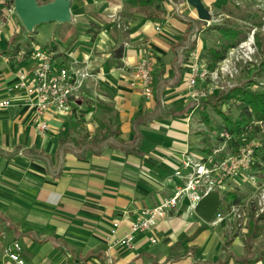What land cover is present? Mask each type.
<instances>
[{
    "label": "crops",
    "instance_id": "1",
    "mask_svg": "<svg viewBox=\"0 0 264 264\" xmlns=\"http://www.w3.org/2000/svg\"><path fill=\"white\" fill-rule=\"evenodd\" d=\"M201 1L211 12L229 0ZM174 2L71 0V21L46 47L55 64L87 66L96 78L73 96L70 113L47 119L44 134L28 96L8 90L19 70L32 75L29 50L44 45H22L17 19L4 26L0 99L11 106L0 109V264L12 242L24 264H264L236 238L225 249L217 232L187 211V200L136 234L133 249L108 247L113 222L119 220L121 236L139 210L170 196L182 156L201 147V103L188 96L186 78L194 47L209 62L210 25L186 0ZM90 22L97 24L93 32ZM142 55L155 62L149 99L130 85ZM78 119L85 121L82 133L73 129Z\"/></svg>",
    "mask_w": 264,
    "mask_h": 264
},
{
    "label": "built area",
    "instance_id": "2",
    "mask_svg": "<svg viewBox=\"0 0 264 264\" xmlns=\"http://www.w3.org/2000/svg\"><path fill=\"white\" fill-rule=\"evenodd\" d=\"M173 5L174 0H167ZM264 2V1H263ZM211 13V12H210ZM195 16L196 12L193 13ZM17 15L13 1L0 0V36L6 24L14 23ZM212 19V17H211ZM206 25L210 24L205 21ZM158 29V28H157ZM264 31V19L262 22ZM255 29L251 30L240 42L229 48L222 60L209 69L200 56L199 48L194 47L189 52L190 65L188 67L186 88L188 96L196 103L205 99L209 91H224L230 87L217 84L216 80L225 75H231L233 60L240 57L248 58L253 52ZM29 50V49H28ZM142 54V53H141ZM33 62L32 75L27 77L24 71L19 70L17 79L9 87V91H23L34 107L33 121L39 133L44 134L47 130V119L53 115L57 118L67 115L72 109V98L84 86L89 78L96 75L87 67L73 68L54 63V52L51 48L34 45L29 50ZM154 59L148 55H142L131 71L130 85L138 87L140 93L147 99L152 96L153 66ZM210 77L213 87L199 86ZM214 91V92H215ZM11 106L9 98L0 99V109ZM222 141L221 146L212 150L209 154L201 155L197 152L186 151L179 165L175 168L173 176L178 180L172 194L161 199L159 204L143 208L138 211L137 217L132 220L129 229L119 236V220H115L110 234L107 236L108 247H124L133 249L135 236L138 233L151 231L156 221L168 214L182 200H187V211L194 212L198 201L214 188H223L224 179L229 175H236L239 165L254 163V147L256 144L240 148L238 154L223 160H217V154L222 151L225 143L234 137L225 129L218 131ZM259 202L261 209L264 208V190L260 193ZM237 210V209H236ZM195 213V212H194ZM224 219L219 211V204L209 225H216ZM151 243L156 239L151 237ZM21 246L18 242H12L3 250L5 261L3 264H24L21 258Z\"/></svg>",
    "mask_w": 264,
    "mask_h": 264
},
{
    "label": "rangeland",
    "instance_id": "3",
    "mask_svg": "<svg viewBox=\"0 0 264 264\" xmlns=\"http://www.w3.org/2000/svg\"><path fill=\"white\" fill-rule=\"evenodd\" d=\"M39 4L49 2L51 0H37ZM264 0H229L226 3H221V6L215 7L211 11L212 19H210V26L206 30L204 36L206 42L211 48H219L221 42V32L217 27L226 29H233L239 32L241 39L246 37L251 30L255 29L254 33V52L248 58L240 57L238 60H233L231 75H225L216 80L217 84L225 85L226 82L230 87L248 86L254 90L264 91V72L259 69L260 63L264 60V31L262 30V22L264 19ZM172 4L171 2H168ZM209 10V9H208ZM226 10L230 17L222 16L221 11ZM210 11V10H209ZM20 26L22 25L19 18H16ZM71 21V20H70ZM67 23V22H66ZM93 25L95 22L85 24L89 32H93ZM23 27V26H22ZM89 27V28H87ZM63 24L58 22H48L37 25L32 34L21 28L18 36L21 38L22 45H28L31 41L38 42L46 46L47 40L55 38L56 42L62 34ZM259 39V44L257 43ZM19 40H14V44ZM20 44V43H19ZM14 46V45H13ZM210 48V49H211ZM205 57H208V50H205ZM216 65V64H215ZM202 87H213L210 77L202 82ZM215 91V90H214ZM213 90L209 91L205 99H201L200 121L202 123L201 131V147L197 149L201 155L209 154L213 149L220 147L222 141L219 138L218 131L222 123L221 117L214 113L210 106L204 110L208 120L205 121L202 116L203 101H213ZM222 111L226 113L231 119H235L240 113L238 104L230 102L225 103L221 107ZM77 126L73 129L85 131V121L78 119ZM198 123V122H197ZM200 125V124H199ZM221 131V130H220ZM246 134L241 137H234L228 140L221 152L217 154V160H223L228 157H233L238 154L240 148L259 143L264 139V123L253 122L252 125L246 129ZM199 133V132H197ZM254 163L249 165H239L236 175H229L224 179L223 188H214L219 194V211L224 216V219L216 225H208V227L217 232L221 238L223 247L230 244L233 238L237 239V245L246 246L249 255L255 254L264 255V208L261 209L259 202L260 193L264 190V160L260 155L254 154ZM227 191L235 194V199L223 201V197ZM237 209V210H236ZM250 247V251H249Z\"/></svg>",
    "mask_w": 264,
    "mask_h": 264
},
{
    "label": "trees",
    "instance_id": "4",
    "mask_svg": "<svg viewBox=\"0 0 264 264\" xmlns=\"http://www.w3.org/2000/svg\"><path fill=\"white\" fill-rule=\"evenodd\" d=\"M21 28H23L22 25L20 27V30ZM34 32L35 29L31 33L33 34ZM92 38H94V36H92ZM241 40L242 39L238 31L233 29L221 30V42L218 45L219 48L216 47L208 50L207 60L209 62L206 64L207 68L212 69L217 62H219L224 58L227 50L235 46ZM257 43L259 44L258 38H257ZM259 69L264 72V60L260 63ZM212 98L213 101L206 100L205 102H203L202 105L203 108L201 113L204 120L205 121L208 120L204 110L207 106H210L214 111V113H216L221 117L222 123L220 124L219 129L220 130L225 129L233 137H241L242 135L246 134L247 131L245 130L248 129L254 121L264 123V91L254 90L251 87L245 85L239 87L236 86L228 89L227 91L217 90ZM228 102L232 104L237 103L238 107L241 109L240 113L235 119H231L221 109L222 105ZM199 119H200V112H199ZM93 142L96 141L94 140L91 141L90 143ZM254 154L260 155L262 160H264V139L261 141V144L256 143L254 147ZM235 197L236 196L234 193L227 191L223 197V201H228L229 199L232 198L235 199ZM260 256L264 258L263 254H261ZM239 262L240 259H237L236 263L239 264Z\"/></svg>",
    "mask_w": 264,
    "mask_h": 264
},
{
    "label": "water",
    "instance_id": "5",
    "mask_svg": "<svg viewBox=\"0 0 264 264\" xmlns=\"http://www.w3.org/2000/svg\"><path fill=\"white\" fill-rule=\"evenodd\" d=\"M12 1L19 21L28 32H32L40 24L48 22L66 23L71 20V0H51L43 4H39L37 0ZM186 2L195 10L199 20L209 21L211 19L210 11L201 0H186ZM218 204L219 194L212 190L198 201L194 212L208 224L216 212Z\"/></svg>",
    "mask_w": 264,
    "mask_h": 264
}]
</instances>
